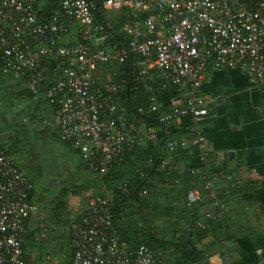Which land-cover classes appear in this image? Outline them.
<instances>
[{"label": "built area", "instance_id": "obj_1", "mask_svg": "<svg viewBox=\"0 0 264 264\" xmlns=\"http://www.w3.org/2000/svg\"><path fill=\"white\" fill-rule=\"evenodd\" d=\"M42 1L0 0V73L23 78L32 95L56 107L59 140L98 176L139 141L157 142L154 129L146 127L141 135L131 124L120 104L125 87L150 91L148 82L160 76L185 92L179 103L170 100L165 112L151 96L145 110L154 114L162 134L187 120L189 138L161 142L172 152L188 143L203 144L200 124L206 109L199 91L208 69L240 70L254 84H264V0H99V7L93 0H52L54 11L41 13ZM99 10L102 15H94ZM105 12H122L125 19L114 30ZM127 62L128 81L101 73L99 67ZM206 156L199 149L197 159L203 162ZM200 180L211 200L203 220L223 217L226 207L217 192L209 181ZM115 188L127 192L124 183ZM31 189L0 145V264H25L21 245L34 212ZM199 200L193 189L186 206ZM109 202L106 196L91 197L67 215L68 264H164L145 245L127 246L112 223ZM194 224L204 227L201 220ZM49 231L42 226L36 242Z\"/></svg>", "mask_w": 264, "mask_h": 264}, {"label": "trees", "instance_id": "obj_2", "mask_svg": "<svg viewBox=\"0 0 264 264\" xmlns=\"http://www.w3.org/2000/svg\"><path fill=\"white\" fill-rule=\"evenodd\" d=\"M42 3L43 6L39 7L41 13L46 10L54 11L52 0H43ZM93 3L100 6L99 0H93ZM94 15H102V11L99 10ZM122 15H124L122 12L107 15L112 29L115 30L118 24L125 19ZM96 19L99 20L98 16ZM99 67L101 73L110 72L113 74L112 78L116 80L124 78L128 81L130 72L128 62L124 65L103 64ZM148 85L150 91L142 88L130 91L125 87L120 95V104L134 127L141 125L155 130L157 142H138L129 150L124 151L121 161L103 176L87 171L82 163L86 172L94 174V181L89 186L82 184L74 189L85 191L92 188V197L106 196L110 199L108 212L112 223L128 247L145 245L153 250L164 264H206L204 255H207L211 245L199 246V244L205 237L214 234L217 230L226 231L228 218L224 216L216 220H203L204 211L201 212V210H206L211 204L208 195L200 198L198 203L186 206L187 193L201 183V177L205 179L204 170L194 172L191 166L193 159H197L200 148L197 145H191L192 147L188 150L175 149L168 152L163 149L161 143L163 139L178 138V136L173 135V127L167 129V134H162L154 119V114L147 113L145 110L151 96H154L160 104L159 111L169 110V102L175 98L178 89L165 83L160 76H154ZM138 108L142 109V113L137 112ZM55 111L54 105L28 91L23 78L14 79L0 73V145L4 149L5 143L7 144L10 138H6L5 143L2 140L1 134L5 130L14 133L17 137H19L18 134L23 135L28 132L27 125L22 123L23 118L29 123L34 122L40 126L33 130L34 138L45 141L55 138L59 140L57 125L51 129L45 127L47 121L48 124L53 123ZM7 115L10 117L9 120L6 119ZM184 136L189 138L188 134ZM62 144L66 148V145ZM14 149V144L7 145L5 151L11 156ZM147 161H151L150 167L145 166ZM161 161H165L162 167ZM18 170L20 171L19 168ZM123 183L126 185V193L115 188L116 185ZM67 190L70 194H75L72 189ZM67 192L63 191V194ZM231 194L228 193L229 196ZM33 195L34 186L32 184L29 192L31 204ZM216 198L224 205L228 202V199H223L221 194H217ZM64 207L65 203L57 202L52 210L62 212ZM197 220L203 221V228L195 226L194 223ZM119 221L123 222L124 228ZM26 238L27 233L21 248ZM231 240V237L225 236L222 241L231 243ZM66 249L68 253L66 264H68L71 254L68 247V233Z\"/></svg>", "mask_w": 264, "mask_h": 264}, {"label": "crops", "instance_id": "obj_3", "mask_svg": "<svg viewBox=\"0 0 264 264\" xmlns=\"http://www.w3.org/2000/svg\"><path fill=\"white\" fill-rule=\"evenodd\" d=\"M199 92L206 109L200 124L204 137L200 149L207 154V160L193 159L191 166L197 172L204 170L205 179L201 178L209 181L223 199H228L224 214L228 218L227 230L209 234L199 246L211 245L207 253L208 264H258L264 258V84H254L240 70L210 68ZM184 95V91L178 90L171 100L179 103ZM54 115L56 120V112ZM186 126L187 120L182 119L173 126V135L178 138L187 135ZM134 129L141 135L145 131L141 125ZM191 147L188 143L181 150ZM75 168L84 171L81 160ZM83 185L89 186L88 183ZM195 189L200 198L206 196L202 181ZM88 191L92 192V188ZM228 193L232 194L229 196ZM87 200L72 210L65 203L60 212L42 210L33 195L34 212L26 222L27 238L22 248L25 264H39L42 259L40 253L34 252L35 236L42 226H47L50 231L41 242L50 244L51 240H56L58 255L63 259L62 264H66L67 215L83 207ZM225 236L232 238L231 243L222 241ZM56 247L55 244L52 249ZM26 249H30L28 255H25ZM49 251L43 254L47 261Z\"/></svg>", "mask_w": 264, "mask_h": 264}, {"label": "rangeland", "instance_id": "obj_4", "mask_svg": "<svg viewBox=\"0 0 264 264\" xmlns=\"http://www.w3.org/2000/svg\"><path fill=\"white\" fill-rule=\"evenodd\" d=\"M113 14L111 12L107 13V15ZM9 118L7 115L6 119L9 120ZM22 123L27 125V133L18 134L19 137H17L14 133L5 130L1 136L3 141L10 137L7 140V144L4 141L5 149L7 145L14 144L15 149L11 156L23 175L32 182L37 205H40L42 210L53 209L57 202L66 203L71 210L81 206L93 193L88 190H76L74 187L84 183L91 185L95 176L90 173L85 175L87 173L86 170L83 169L84 173V171L75 168L80 161L78 156L66 149L57 138L46 141L34 138L33 130L40 127L37 126V123H29L24 118ZM55 126V119L53 123L48 124L47 121L45 124L46 129H51V127ZM67 189H72L75 194H70ZM63 191L68 192L63 194ZM119 224L123 226L122 221H119ZM45 227L48 228L47 226ZM51 241L50 244L49 242L35 244L36 249L34 248V252L37 251L42 257L39 264H62L63 259H60V254L58 255L59 244H57L56 240ZM54 243L57 246L56 249H52L55 246ZM29 250H25V255L30 253ZM48 250H50V257L47 261L44 259L43 254Z\"/></svg>", "mask_w": 264, "mask_h": 264}, {"label": "water", "instance_id": "obj_5", "mask_svg": "<svg viewBox=\"0 0 264 264\" xmlns=\"http://www.w3.org/2000/svg\"><path fill=\"white\" fill-rule=\"evenodd\" d=\"M258 264H264V258Z\"/></svg>", "mask_w": 264, "mask_h": 264}]
</instances>
